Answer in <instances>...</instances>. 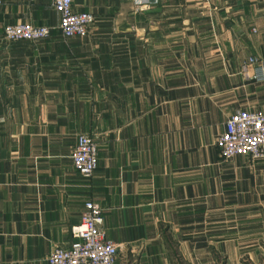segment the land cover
<instances>
[{
	"label": "crops",
	"instance_id": "obj_1",
	"mask_svg": "<svg viewBox=\"0 0 264 264\" xmlns=\"http://www.w3.org/2000/svg\"><path fill=\"white\" fill-rule=\"evenodd\" d=\"M152 1L73 0L95 23L65 38L52 0H0V264H49L87 201L118 264H264V157L216 146L233 112L264 111L246 62L264 67V0ZM25 22L49 37L4 40Z\"/></svg>",
	"mask_w": 264,
	"mask_h": 264
},
{
	"label": "built area",
	"instance_id": "obj_2",
	"mask_svg": "<svg viewBox=\"0 0 264 264\" xmlns=\"http://www.w3.org/2000/svg\"><path fill=\"white\" fill-rule=\"evenodd\" d=\"M136 9H148L152 0H133ZM158 1V0H156ZM53 8L59 13L58 29L65 38L84 36L95 23L91 12H76L73 0H52ZM52 28L35 26L31 23L6 24L3 38L7 42H36L49 37ZM246 62L255 66L253 77L264 81V67L253 55ZM216 146L223 158L247 155L253 159L264 157V111L239 109L226 121V129L216 138ZM77 172L90 177L98 167V146L89 134H79L72 155ZM102 222V208L93 201H87L81 213L80 222L72 227L76 239L69 247H57L49 255V264H118L120 247L105 238L99 225Z\"/></svg>",
	"mask_w": 264,
	"mask_h": 264
},
{
	"label": "rangeland",
	"instance_id": "obj_3",
	"mask_svg": "<svg viewBox=\"0 0 264 264\" xmlns=\"http://www.w3.org/2000/svg\"><path fill=\"white\" fill-rule=\"evenodd\" d=\"M137 8V7H136ZM149 9V8H148ZM148 9H146V10H148Z\"/></svg>",
	"mask_w": 264,
	"mask_h": 264
}]
</instances>
